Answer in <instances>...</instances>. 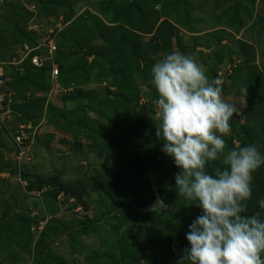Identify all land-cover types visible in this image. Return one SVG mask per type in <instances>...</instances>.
Segmentation results:
<instances>
[{"label":"rangeland","instance_id":"374dc122","mask_svg":"<svg viewBox=\"0 0 264 264\" xmlns=\"http://www.w3.org/2000/svg\"><path fill=\"white\" fill-rule=\"evenodd\" d=\"M48 40L54 79L27 62ZM172 52L219 79L242 113L225 154L254 144L264 155V0H0V264H177L202 211L178 196L181 169L152 121L151 70ZM149 171L178 226L140 211L155 201ZM251 189L243 214L264 219V164Z\"/></svg>","mask_w":264,"mask_h":264},{"label":"clouds","instance_id":"9594fccd","mask_svg":"<svg viewBox=\"0 0 264 264\" xmlns=\"http://www.w3.org/2000/svg\"><path fill=\"white\" fill-rule=\"evenodd\" d=\"M158 97L152 117L161 149L181 169L177 194L201 209L189 225V248L177 264H264V219L244 215L251 199L253 173L264 164L254 144L225 154L236 103L223 98L219 79L209 80L192 56L172 52L152 67ZM222 167H206L215 161ZM264 210V199L259 201Z\"/></svg>","mask_w":264,"mask_h":264},{"label":"built area","instance_id":"2783aa9c","mask_svg":"<svg viewBox=\"0 0 264 264\" xmlns=\"http://www.w3.org/2000/svg\"><path fill=\"white\" fill-rule=\"evenodd\" d=\"M45 47L47 49V55L37 54V55L32 56L33 52L35 51V50H32L29 52L27 57L31 59L32 65H34L37 68H44L48 64L51 65V67H52V78L54 79V78H57L59 75V68H58L56 62L51 58V56L55 55V53L57 51V45L53 40H48ZM1 70L2 69L0 68V71ZM0 77H1V74H0ZM0 83H1V81H0ZM3 102H4V98L0 94V107H1L0 110H2V108H3ZM8 134L20 150H23L26 148L25 147V137H24L23 132H21V134H20L19 132L8 131Z\"/></svg>","mask_w":264,"mask_h":264},{"label":"water","instance_id":"95a60500","mask_svg":"<svg viewBox=\"0 0 264 264\" xmlns=\"http://www.w3.org/2000/svg\"><path fill=\"white\" fill-rule=\"evenodd\" d=\"M147 175L151 180V185H152L153 191L155 193V201L150 206H148L147 208L140 209V211H142L143 213H149L152 211L163 213L167 207L162 202V200L160 199V196L157 192V188L155 185V175L152 172H148ZM59 190L65 197L74 199L76 201V203L83 209L85 214H87L89 212V208L86 205V203L84 202L83 198L81 196H79L77 193L65 190L61 184H59Z\"/></svg>","mask_w":264,"mask_h":264},{"label":"trees","instance_id":"16d2710c","mask_svg":"<svg viewBox=\"0 0 264 264\" xmlns=\"http://www.w3.org/2000/svg\"><path fill=\"white\" fill-rule=\"evenodd\" d=\"M33 55H37V53H36V51H34L33 52V54H32V56ZM27 62H28V64L30 65V66H34V65H32V63H31V59L30 58H28V60H27ZM35 67V66H34ZM37 68V67H36ZM44 68H47V69H49L50 71V76L52 77V67H51V65H47L46 67H44ZM44 68H39V69H44ZM8 128H6V133H8ZM149 172H152V171H149ZM154 175H155V183H156V173L155 172H152ZM58 187H59V185H58ZM157 188V187H156ZM154 192V191H153ZM158 192V191H157ZM155 194V193H154ZM135 206V205H134ZM127 207V206H126ZM167 207V206H166ZM128 208V207H127ZM147 208V207H146ZM143 209H145V208H143ZM167 211V208H166V210L163 212V213H160V214H164V216L165 217H167L175 226H178V223L181 221V217H179V216H175V215H173V214H169V213H167L166 212ZM152 212H155V211H152ZM150 213V212H149ZM157 213H159V212H157ZM182 253H183V250H182Z\"/></svg>","mask_w":264,"mask_h":264}]
</instances>
